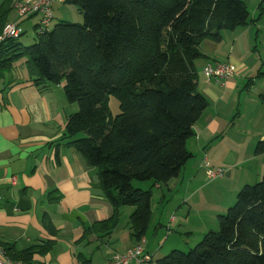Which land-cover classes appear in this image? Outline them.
Listing matches in <instances>:
<instances>
[{
	"label": "trees",
	"instance_id": "obj_1",
	"mask_svg": "<svg viewBox=\"0 0 264 264\" xmlns=\"http://www.w3.org/2000/svg\"><path fill=\"white\" fill-rule=\"evenodd\" d=\"M13 0L0 5V38L13 11ZM83 15V24L59 21L35 43L18 38L0 41V81L15 63L26 67L37 87L65 82L64 92L78 111L66 123L65 147L96 169L98 186L113 212L109 219L85 227L77 243L89 236L109 237L119 226L121 208L133 207L129 225L137 244L151 226L153 189L178 178L193 159L187 142L209 107L198 90L195 62L206 59L205 41L221 43L223 31L258 24L242 0H67ZM21 37V36H20ZM263 73L258 71L256 77ZM249 79L246 87L252 86ZM119 102L114 116L110 99ZM264 105V92L259 95ZM256 155H264V141ZM134 182H149L147 190ZM166 197L163 194L161 202ZM57 203L59 198L49 197ZM218 231H209L189 253L173 250L155 264H264V177L245 186ZM41 223L60 234L48 213ZM13 261L34 264L36 255L52 252L56 241L17 251L0 242ZM79 264H93L77 255Z\"/></svg>",
	"mask_w": 264,
	"mask_h": 264
},
{
	"label": "crops",
	"instance_id": "obj_2",
	"mask_svg": "<svg viewBox=\"0 0 264 264\" xmlns=\"http://www.w3.org/2000/svg\"><path fill=\"white\" fill-rule=\"evenodd\" d=\"M4 1L0 0V5ZM63 5L66 4L55 5L54 20L63 17L59 11ZM13 12L16 13L14 4ZM10 17L8 23H13ZM31 19H37L32 25L35 31L40 16L19 22L16 19L14 22H18L21 36L25 32L20 25ZM240 38L241 35L234 38L233 47L240 42ZM223 42L205 41L201 52L207 58L202 59L204 64L200 71L195 62L199 76L198 90L208 97L209 107L194 126L195 136L187 142V149L194 157L178 178L154 188L166 198L185 189L184 204L191 199L190 189L196 178V174L192 175L190 171L200 162L202 153L206 152L205 159L211 167L213 163L225 165L231 155L230 149L223 143L229 134V126L232 129L235 127L239 114L230 124L219 112L222 104L227 102L225 93L235 90V82L232 79L222 82L208 80L203 74V68L214 62L231 64L237 71L239 59L232 53L228 56L224 53ZM65 85L63 82L57 86H35L28 73L26 59L15 63L0 81V242L22 251L48 240L56 241L52 252L34 257V264H79L76 257L80 253L91 258L93 264H109L115 254L126 252L137 244L129 225L134 208H121L120 224L109 237L100 239L92 235L83 243H77L85 227L109 219L113 209L98 186L97 170L88 168L79 154L65 147L67 119L78 111L77 104L67 101ZM212 150L219 151L217 159ZM49 197L59 198V202L51 203ZM44 213L50 215L59 229L57 237L51 236L43 227L41 218ZM171 219L168 226L155 223L154 231L159 228L175 230L177 220L175 218L172 222ZM146 247L151 254L148 242ZM159 247L162 250L164 245ZM151 255L154 260L164 257Z\"/></svg>",
	"mask_w": 264,
	"mask_h": 264
},
{
	"label": "rangeland",
	"instance_id": "obj_3",
	"mask_svg": "<svg viewBox=\"0 0 264 264\" xmlns=\"http://www.w3.org/2000/svg\"><path fill=\"white\" fill-rule=\"evenodd\" d=\"M242 1L245 2L252 20H256L260 13L263 16L258 24L239 28L234 33L222 32L224 53L227 56L232 53L239 59L237 63L240 64L237 65L238 69L231 78L235 82V90L228 94L225 93L227 102L222 104L219 112L230 124L236 114H239L234 122L235 127L232 129L229 126V134L224 140L225 144L223 143L230 149L231 155L225 165L211 164L213 168H223L224 176L222 179L212 180L206 175L204 166L206 155L204 153L206 152H204L199 165L197 164L190 171L192 175L196 174V178L190 189L191 199L187 204L182 201L185 198V189L169 194L164 203L161 202L160 190H153V223L147 232L146 240L148 249L155 258L166 256L172 250L183 253L192 251L210 230L218 231V217L226 215L228 210L234 206L242 188L254 186L263 180L264 155L257 156L256 148L259 142L264 141V105L259 100V95L264 92V0ZM61 7L63 9L59 11L63 17L55 19L53 26L60 20L83 24V15L76 7L68 5ZM10 16L13 23L16 19L18 20L15 12ZM35 21L37 19H31L20 25V29L25 33L18 38V42L24 46H31L35 43L36 34L32 26ZM237 35H241L240 42H236L233 47L234 38ZM203 64L204 60L196 62L199 71ZM258 71L263 73L260 77H256ZM249 79H253L254 83L246 87ZM109 104L112 113L118 114L119 102L112 97ZM226 132L227 130L223 134L225 135ZM219 154L218 150H212V155L216 159ZM133 185L136 189L143 190L150 187L149 182H134ZM172 216H175L178 223L177 226L175 225V230L168 231L166 228H159L157 232L154 231L155 223L160 222L168 226ZM187 233L192 234L187 235ZM159 245H164V248L161 250ZM154 261L152 264H155Z\"/></svg>",
	"mask_w": 264,
	"mask_h": 264
},
{
	"label": "built area",
	"instance_id": "obj_4",
	"mask_svg": "<svg viewBox=\"0 0 264 264\" xmlns=\"http://www.w3.org/2000/svg\"><path fill=\"white\" fill-rule=\"evenodd\" d=\"M67 0H15L14 9L16 10L18 22L40 16V21L35 28L36 33H45L52 29L54 22L53 9L56 4L65 3ZM18 22L7 23L4 27L0 41L8 38H19L21 32L18 29ZM235 69L228 63H208L203 68V74L208 80L217 82L227 81L234 77ZM206 175L212 179H222L224 176L223 168H212L207 159L204 161ZM175 221V216L172 217ZM147 241L142 239L132 249L123 253L115 254L109 264H152L154 258L147 251ZM0 264H23L19 261H13L6 253L4 247L0 245Z\"/></svg>",
	"mask_w": 264,
	"mask_h": 264
}]
</instances>
